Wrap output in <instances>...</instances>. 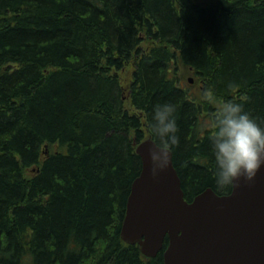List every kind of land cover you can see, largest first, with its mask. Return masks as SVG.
I'll use <instances>...</instances> for the list:
<instances>
[{
    "label": "trees",
    "instance_id": "1",
    "mask_svg": "<svg viewBox=\"0 0 264 264\" xmlns=\"http://www.w3.org/2000/svg\"><path fill=\"white\" fill-rule=\"evenodd\" d=\"M231 99L264 126V0H0V264H164L121 237L134 142L177 104L185 199L229 194L211 124Z\"/></svg>",
    "mask_w": 264,
    "mask_h": 264
},
{
    "label": "water",
    "instance_id": "2",
    "mask_svg": "<svg viewBox=\"0 0 264 264\" xmlns=\"http://www.w3.org/2000/svg\"><path fill=\"white\" fill-rule=\"evenodd\" d=\"M154 143L134 142L142 169L127 200L123 241L148 258L164 250V264H264V166L229 194L208 188L189 202L173 152L160 175H151L147 151Z\"/></svg>",
    "mask_w": 264,
    "mask_h": 264
},
{
    "label": "clouds",
    "instance_id": "3",
    "mask_svg": "<svg viewBox=\"0 0 264 264\" xmlns=\"http://www.w3.org/2000/svg\"><path fill=\"white\" fill-rule=\"evenodd\" d=\"M203 96L205 100L214 99L211 89H206ZM148 126L155 140L147 151L150 173L158 177L169 165L172 150L180 143L177 104L171 101L155 104ZM211 127L216 186L223 189L241 178L253 181L264 166V126L242 103L231 99L219 103Z\"/></svg>",
    "mask_w": 264,
    "mask_h": 264
},
{
    "label": "rangeland",
    "instance_id": "4",
    "mask_svg": "<svg viewBox=\"0 0 264 264\" xmlns=\"http://www.w3.org/2000/svg\"><path fill=\"white\" fill-rule=\"evenodd\" d=\"M190 78V79H192V77L191 76H187V78ZM194 83V81L192 82V84ZM58 150H60L59 149V147L58 146H52V147H50V149H49V152H56V151H58Z\"/></svg>",
    "mask_w": 264,
    "mask_h": 264
},
{
    "label": "bare ground",
    "instance_id": "5",
    "mask_svg": "<svg viewBox=\"0 0 264 264\" xmlns=\"http://www.w3.org/2000/svg\"><path fill=\"white\" fill-rule=\"evenodd\" d=\"M47 148V147H46Z\"/></svg>",
    "mask_w": 264,
    "mask_h": 264
}]
</instances>
